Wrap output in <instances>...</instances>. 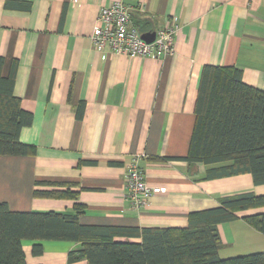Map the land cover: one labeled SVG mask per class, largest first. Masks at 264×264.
<instances>
[{
	"label": "crops",
	"instance_id": "0c3cea01",
	"mask_svg": "<svg viewBox=\"0 0 264 264\" xmlns=\"http://www.w3.org/2000/svg\"><path fill=\"white\" fill-rule=\"evenodd\" d=\"M111 1L0 0L2 74L15 62L13 93L32 114L19 140L34 148L0 155V203L72 213L79 202L81 224L183 227L190 211L217 206L220 197L264 194L248 173L197 179L203 164L188 169L169 159L187 154L204 65L237 66L246 84L264 91V0H122L141 32L177 21L174 51L159 58L102 57L94 48L92 28ZM134 158L149 185L165 188L140 208L126 189ZM49 182L72 183L77 199L33 196L56 188ZM263 212L240 209L218 224L221 258L264 251V233L244 218ZM31 244L22 243L27 264H87L67 260L78 244L44 242L40 255Z\"/></svg>",
	"mask_w": 264,
	"mask_h": 264
},
{
	"label": "trees",
	"instance_id": "16d2710c",
	"mask_svg": "<svg viewBox=\"0 0 264 264\" xmlns=\"http://www.w3.org/2000/svg\"><path fill=\"white\" fill-rule=\"evenodd\" d=\"M2 65L0 56V155L33 153L31 145L19 140L32 114L13 93L15 62L6 76ZM194 114L186 156L169 159L185 160L188 169L203 164L204 173L197 179L248 173L255 185L264 184V91L246 84L237 66L204 65ZM48 184L56 188L34 189L33 196L77 199L72 183ZM218 201L217 206L190 211L183 227L87 225L78 220L85 208L79 202L73 203L72 213L14 211L1 202L0 264H27L24 241L32 243L34 255L42 253L44 242L78 244L67 260L84 259L87 264H264V251L221 258L218 233V224L235 219L238 210L264 206V194L242 192ZM244 218L264 233V212Z\"/></svg>",
	"mask_w": 264,
	"mask_h": 264
},
{
	"label": "built area",
	"instance_id": "2783aa9c",
	"mask_svg": "<svg viewBox=\"0 0 264 264\" xmlns=\"http://www.w3.org/2000/svg\"><path fill=\"white\" fill-rule=\"evenodd\" d=\"M177 29V21L173 20L155 30L154 38L147 41L142 38L139 27L132 23L129 9L124 2L113 0L108 6L100 9L90 40L102 57L113 51L119 54L159 58L174 51L173 34ZM126 189L134 208L143 206L152 195L165 192V188L147 183L136 158L128 166Z\"/></svg>",
	"mask_w": 264,
	"mask_h": 264
},
{
	"label": "water",
	"instance_id": "95a60500",
	"mask_svg": "<svg viewBox=\"0 0 264 264\" xmlns=\"http://www.w3.org/2000/svg\"><path fill=\"white\" fill-rule=\"evenodd\" d=\"M155 31L142 32L141 36L147 41H151L154 38Z\"/></svg>",
	"mask_w": 264,
	"mask_h": 264
}]
</instances>
